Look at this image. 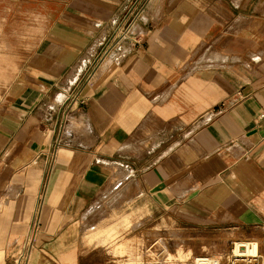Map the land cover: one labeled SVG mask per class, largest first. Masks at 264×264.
I'll use <instances>...</instances> for the list:
<instances>
[{"label":"crops","instance_id":"obj_1","mask_svg":"<svg viewBox=\"0 0 264 264\" xmlns=\"http://www.w3.org/2000/svg\"><path fill=\"white\" fill-rule=\"evenodd\" d=\"M126 1L68 0L0 100V264L36 224L29 264H118L84 235L115 165L183 226L264 228V0L159 5L78 86Z\"/></svg>","mask_w":264,"mask_h":264},{"label":"rangeland","instance_id":"obj_2","mask_svg":"<svg viewBox=\"0 0 264 264\" xmlns=\"http://www.w3.org/2000/svg\"><path fill=\"white\" fill-rule=\"evenodd\" d=\"M67 1L0 0V100L17 84L23 73L20 70L21 63L30 57L31 50L52 19L59 16ZM175 2L127 0L117 8L101 4L90 7L93 15L99 18H105L110 11V15L117 17L108 19L106 27L110 35L104 40L78 86L108 54L118 55L122 47V51L127 50L128 31L141 29L140 17L145 18V14L159 11V5L169 10L175 6ZM114 171L112 183L86 213L91 214L84 220V235L89 243L99 244L109 256L118 260V264H129L138 257H146L147 248L155 240L158 242L153 246L154 249L165 248L166 253L183 259L203 252H226L233 240L241 238L259 240L264 250V228L259 227L245 234L243 229L233 225L214 229L183 226L174 216L157 212L148 206L149 199L143 197L134 173L127 166L115 165Z\"/></svg>","mask_w":264,"mask_h":264},{"label":"built area","instance_id":"obj_3","mask_svg":"<svg viewBox=\"0 0 264 264\" xmlns=\"http://www.w3.org/2000/svg\"><path fill=\"white\" fill-rule=\"evenodd\" d=\"M255 123L264 131V111L257 114ZM37 228L36 224L28 232L24 250L15 258L14 264H29L31 250L34 247V232ZM157 242L158 240H155L147 248L148 255L146 257H138L130 261L129 264H264L263 247L259 240L254 238L233 240L228 251L223 253L203 252L187 259L173 257L166 253L165 248L154 249L153 246Z\"/></svg>","mask_w":264,"mask_h":264},{"label":"bare ground","instance_id":"obj_4","mask_svg":"<svg viewBox=\"0 0 264 264\" xmlns=\"http://www.w3.org/2000/svg\"><path fill=\"white\" fill-rule=\"evenodd\" d=\"M125 39V38H124ZM125 44V43H124ZM123 45V44H122ZM123 46H125V45H123ZM126 48V47H125ZM121 49H123V47L121 48ZM122 51V50H121ZM120 51V52H121ZM122 53V52H121ZM116 54V53H115ZM112 57H114V56H112V55H108L107 57H106V59L102 62V64H101V66H100V70L102 71L109 63H111V61L113 60V58ZM121 57V56H120ZM117 58H119L118 56H117Z\"/></svg>","mask_w":264,"mask_h":264}]
</instances>
